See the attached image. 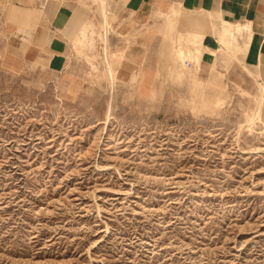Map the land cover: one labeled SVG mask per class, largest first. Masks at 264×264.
<instances>
[{"label":"rangeland","instance_id":"374dc122","mask_svg":"<svg viewBox=\"0 0 264 264\" xmlns=\"http://www.w3.org/2000/svg\"><path fill=\"white\" fill-rule=\"evenodd\" d=\"M87 6L63 67L0 62V264H264L252 29Z\"/></svg>","mask_w":264,"mask_h":264},{"label":"crops","instance_id":"0c3cea01","mask_svg":"<svg viewBox=\"0 0 264 264\" xmlns=\"http://www.w3.org/2000/svg\"><path fill=\"white\" fill-rule=\"evenodd\" d=\"M99 1L111 4L117 17L136 22L180 6L203 25L212 23L211 17L248 25L257 47V65L264 70V0ZM93 2L96 0H0L1 66L14 72H21L32 64L47 69L61 67L68 49L66 35L81 25L88 12L87 5ZM172 43L177 45V38Z\"/></svg>","mask_w":264,"mask_h":264},{"label":"bare ground","instance_id":"6f19581e","mask_svg":"<svg viewBox=\"0 0 264 264\" xmlns=\"http://www.w3.org/2000/svg\"><path fill=\"white\" fill-rule=\"evenodd\" d=\"M69 86V85H68ZM67 90V89H66Z\"/></svg>","mask_w":264,"mask_h":264}]
</instances>
